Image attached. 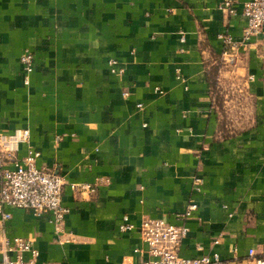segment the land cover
<instances>
[{
  "label": "crops",
  "instance_id": "1",
  "mask_svg": "<svg viewBox=\"0 0 264 264\" xmlns=\"http://www.w3.org/2000/svg\"><path fill=\"white\" fill-rule=\"evenodd\" d=\"M226 1L0 0V134L30 131L18 157L63 176L69 210L62 235L12 210L0 246L28 240L38 264H141L142 221L181 224L194 202L182 256L264 259V29L245 40L244 0L234 16ZM221 35L240 46L234 67Z\"/></svg>",
  "mask_w": 264,
  "mask_h": 264
},
{
  "label": "built area",
  "instance_id": "2",
  "mask_svg": "<svg viewBox=\"0 0 264 264\" xmlns=\"http://www.w3.org/2000/svg\"><path fill=\"white\" fill-rule=\"evenodd\" d=\"M231 16L236 15L231 0L224 3ZM243 16L248 20L244 31L245 40L260 34L264 29V0H244ZM219 39L223 45V60L225 64L234 67L239 59L240 46H237L228 35H221ZM184 41V38H182ZM33 56L26 54L20 62L27 75L34 70ZM116 62L111 61L112 72H115ZM28 77L26 84H28ZM139 107H142L141 105ZM29 130H15L12 133L0 134V222L5 224L12 218V210H24L37 217L48 216L54 225L57 234H64V225L69 210L63 205L65 180L56 170H47L37 167L40 153L29 150L27 155L20 159L19 148L30 140ZM197 185L201 180L196 179ZM83 192H93L94 186L85 184L80 188ZM199 189V186L197 190ZM198 205L190 202L186 212L179 216L181 224H174L166 219H144L139 233L146 250L137 249L135 254H146L141 264H221L219 254L197 258L182 256L184 241L190 231L186 222L192 219ZM134 229L128 216L123 219L119 230L127 233ZM74 242L73 239L65 243ZM219 244V241H215ZM0 264H38L39 250L32 242L23 238L6 239L0 246ZM253 253H251V256ZM124 264H134L128 258ZM255 264H264V259L255 260Z\"/></svg>",
  "mask_w": 264,
  "mask_h": 264
}]
</instances>
